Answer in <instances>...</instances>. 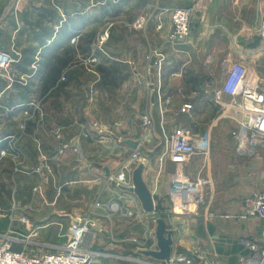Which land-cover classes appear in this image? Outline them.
Instances as JSON below:
<instances>
[{
    "label": "crops",
    "instance_id": "obj_1",
    "mask_svg": "<svg viewBox=\"0 0 264 264\" xmlns=\"http://www.w3.org/2000/svg\"><path fill=\"white\" fill-rule=\"evenodd\" d=\"M182 7L193 8L190 34L171 44L170 11ZM138 18L141 28L134 26ZM263 20L264 0H1L0 50L16 60L0 87V175L35 173L51 193L63 174L66 186L92 180L108 192L107 179L124 174L132 187L142 166L154 211L146 214L137 195L110 180L121 211L98 217L93 250L104 257L94 264H164L135 254L156 248L159 217L175 231L172 264H241L249 255L245 241L264 242V220L242 217L264 169L258 159L212 153L210 146H236L231 132L239 119L224 114L233 100L217 97L224 73L243 64L264 88ZM139 36L143 41H135ZM100 107L111 115L96 116L91 137L90 113ZM179 127L194 141L207 135V153L172 160L169 137ZM126 141L157 153L145 159ZM175 174L205 182L207 203L198 211L173 208Z\"/></svg>",
    "mask_w": 264,
    "mask_h": 264
},
{
    "label": "built area",
    "instance_id": "obj_2",
    "mask_svg": "<svg viewBox=\"0 0 264 264\" xmlns=\"http://www.w3.org/2000/svg\"><path fill=\"white\" fill-rule=\"evenodd\" d=\"M192 12L189 8H175L170 11L172 28L169 42L171 44L184 42L189 36ZM135 26L141 28L143 20H140ZM261 29L264 36V20ZM15 60L12 52L0 50V86L3 77L7 75ZM94 63H96V59H91L90 64ZM261 83L255 75L249 73L243 64L235 63L224 73L220 89L217 92L218 99L221 98V95H228L232 98L233 105L229 110L240 114L237 128L231 133L236 144L235 153L240 157L254 159L260 157L261 154L264 155V88ZM190 108L191 106L186 105L183 111ZM230 114L227 117H231ZM145 123L150 125L151 120L145 118ZM209 146L207 135L199 141H194L189 138L185 129L179 127L169 137L167 153L172 160L188 163L196 154L207 153ZM137 156L138 154L135 153L133 158H137ZM110 179L112 183H117L116 187L118 188L125 186L124 174L118 176V182ZM204 185L203 180L191 181L184 175H173L169 192L173 208L185 214L198 211L205 205ZM98 206L107 209L112 214L121 211L119 204L104 205L105 207L98 204ZM248 216L264 220V178L259 191L249 201L247 212L242 217ZM91 225L88 219L76 218L69 229L68 241L58 248L45 245V248L52 247L57 250L43 254H29L25 252V248L17 250V246L22 245L19 241L6 235H0V264H94L96 259L104 256L93 250L96 233L90 230ZM136 242L137 240L134 239L133 243ZM245 246L249 255L241 260V264H264V242L261 245L245 241ZM130 260L139 262L135 259Z\"/></svg>",
    "mask_w": 264,
    "mask_h": 264
},
{
    "label": "rangeland",
    "instance_id": "obj_3",
    "mask_svg": "<svg viewBox=\"0 0 264 264\" xmlns=\"http://www.w3.org/2000/svg\"><path fill=\"white\" fill-rule=\"evenodd\" d=\"M189 9L192 10L193 8ZM137 20L139 22L143 19L138 18ZM138 22H136L135 25ZM124 34L125 36H123V38L126 43L134 42L133 37L129 36L130 33ZM107 37V34L101 36L100 42H104L105 40H107ZM135 41H143L142 36L137 37ZM91 59H96V63L91 64V66L97 64L98 58L96 56L91 57L89 62L91 61ZM110 100L112 101L111 98ZM109 103L110 106H113V101ZM107 109L110 108L108 107ZM99 110V112L96 111L90 113L91 122H93V124H91V129L89 130L91 137L96 136L93 132H96V134L98 133L96 126H94L95 123L98 124L96 116L98 115L107 118L111 115L110 110L104 111V108L102 107H100ZM231 111L228 108L224 113L225 116H229ZM238 114L239 113L232 111L230 116H232L233 118H236L235 116H237V118L239 119L240 114L239 116ZM236 128L237 121L234 130ZM210 147V151L212 153L227 152L229 154L231 152H235L234 147L226 148L223 151L220 150L219 145L216 144H212ZM135 153L136 152L132 154L130 160H135L133 159ZM263 156L264 155L261 154L260 157L254 159H258L264 169ZM91 164H93V162ZM94 165L95 164H93V166ZM90 167L92 169V166ZM34 174L32 173L31 175L26 176H20L16 174L14 176L0 175V235H6L19 241L22 245H18L16 248L17 250H22L23 248H25V252L29 254L55 252L57 249H54L52 247L48 249L45 248V245H51L57 248L63 246L68 241L67 236L69 234L72 220H75L76 218L88 219L92 224L90 230L92 232H95L97 236V233L101 231V227L96 224L99 223L96 222L98 217H105L107 214H112L107 209L105 210L103 208H100L98 204L102 206L119 204L117 202L119 201V196L117 195L118 192L116 193L115 191L111 190L109 183L111 180L110 178H112V180L114 181H117L120 174L115 177L111 176L109 179H107L106 188H108V192L107 190H104L102 186L98 185L92 180H90V183L86 184L85 186L83 185L82 187L78 185L66 186L64 185V183L59 182V177L61 176H55L54 178L56 181V188H52L51 193L50 186H46V188L44 189L43 185H41L42 182L40 178L36 176V174ZM61 175V178H63V174ZM66 187L67 192H65ZM101 187L103 188L102 190H100ZM115 188L117 190H120L116 186ZM70 189L73 192L70 194V197L68 196V199L65 200V197L62 198V195L68 193ZM109 190H111V192H109ZM257 191L254 194H256ZM56 195H58L59 197L54 198ZM103 196H107L108 199L107 197H105V199L108 201L102 199ZM113 197H115L114 200ZM205 203H207L206 197ZM60 208L62 209V211L59 210ZM247 209L245 211V214L247 212ZM116 215H119V213L112 214V216L114 217H117ZM125 227H128V224H125Z\"/></svg>",
    "mask_w": 264,
    "mask_h": 264
},
{
    "label": "water",
    "instance_id": "obj_4",
    "mask_svg": "<svg viewBox=\"0 0 264 264\" xmlns=\"http://www.w3.org/2000/svg\"><path fill=\"white\" fill-rule=\"evenodd\" d=\"M156 58H152L151 65H155ZM125 144L131 146L132 148H136L139 150L141 155L145 159H151L157 151L150 153L146 151L141 144L133 141H126ZM141 169L142 166L134 173L132 187L119 186V188L124 192H129L137 195L141 200L144 208V212L146 214L154 211L153 200L147 190L146 186L143 184L141 179ZM107 176H109V171L106 170ZM114 186H117V183H112ZM155 231L154 236L156 239V248L155 249H139L135 252L136 255L142 256L144 259H152L156 262L171 264L172 263V252L174 245V235L175 231L170 229L167 222L163 218H156L155 220Z\"/></svg>",
    "mask_w": 264,
    "mask_h": 264
}]
</instances>
